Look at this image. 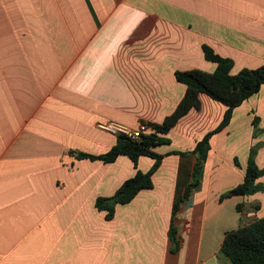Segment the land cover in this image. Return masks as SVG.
Segmentation results:
<instances>
[{"label":"crops","instance_id":"1","mask_svg":"<svg viewBox=\"0 0 264 264\" xmlns=\"http://www.w3.org/2000/svg\"><path fill=\"white\" fill-rule=\"evenodd\" d=\"M204 44L233 60L232 74L263 65L264 0H0V264H220L226 232L264 217V84L212 136L200 185L175 215L194 155L161 165L111 219L96 199L154 159L76 156L117 143L101 121L162 123L187 91L176 72L215 70ZM200 100L165 135L173 150L221 122L226 105ZM251 156L256 189L221 200Z\"/></svg>","mask_w":264,"mask_h":264},{"label":"trees","instance_id":"2","mask_svg":"<svg viewBox=\"0 0 264 264\" xmlns=\"http://www.w3.org/2000/svg\"><path fill=\"white\" fill-rule=\"evenodd\" d=\"M203 50L206 58L216 63L215 70L208 72L194 68L176 72L177 80L187 86V91L172 114L168 115L162 123L152 125L154 132L146 133L140 140H131L120 135L117 143L109 151L102 154L87 152L76 154L78 158H89L104 162H113L118 156L125 155L132 160L135 168H138V162L142 156L154 159V164L148 171L143 172L137 169L135 175L126 179L112 196H102L96 199V208L106 211L107 219L114 216L117 204L128 203L140 190L154 186L153 175L167 154L194 155L196 161L192 179L186 185L183 195L174 205L173 213L175 215L181 202L190 196L201 181L202 168L211 148L210 140L212 136L229 124L235 107L258 92L264 84V64L258 68H243L237 74H232L231 69L234 65L232 59L217 54L207 44L203 45ZM201 93H205L214 100L226 105L227 108L221 122L198 140L195 147L190 151L172 150L166 155L155 151L153 147L156 145L170 143V139L165 135L170 132L181 117L193 107L201 108ZM262 173L263 171L258 168L253 156H251L243 182L224 192L220 199L253 192L257 187L255 181ZM169 235L171 241L178 245L173 223ZM173 250L176 251L177 248ZM221 253L227 257L230 264H264V217L242 223L238 228L226 232L221 246Z\"/></svg>","mask_w":264,"mask_h":264},{"label":"built area","instance_id":"3","mask_svg":"<svg viewBox=\"0 0 264 264\" xmlns=\"http://www.w3.org/2000/svg\"><path fill=\"white\" fill-rule=\"evenodd\" d=\"M97 128L106 133L125 136L131 140H140L148 130H151L150 125L145 121L140 122L136 127L118 121H101L97 124Z\"/></svg>","mask_w":264,"mask_h":264},{"label":"rangeland","instance_id":"4","mask_svg":"<svg viewBox=\"0 0 264 264\" xmlns=\"http://www.w3.org/2000/svg\"><path fill=\"white\" fill-rule=\"evenodd\" d=\"M145 122H147L148 125H150V128H152L151 130H148L147 133L154 132V128L152 127V125L156 124V122H150V121H145ZM153 148L155 149V151H157L159 153H162V154H166V153L172 151L173 149H175L174 145H172V143H168V144L164 143V144L156 145ZM177 150L181 151V150H184V149H177ZM186 150L190 151L189 149H186ZM185 157L186 156H182V155H179V154H172V155H169V156H165V158H164L163 162L161 163V165L167 167L166 169H170L171 170L174 166L177 165V163H180L182 161V159H184ZM201 176H202V174H201ZM199 185H200V183H199ZM226 261H227V258L225 256H223L222 260H220V264H227Z\"/></svg>","mask_w":264,"mask_h":264}]
</instances>
